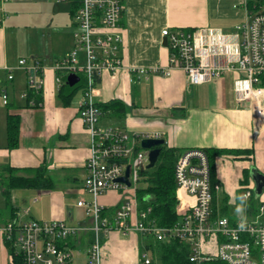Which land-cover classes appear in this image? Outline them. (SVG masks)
<instances>
[{
  "label": "crops",
  "instance_id": "1",
  "mask_svg": "<svg viewBox=\"0 0 264 264\" xmlns=\"http://www.w3.org/2000/svg\"><path fill=\"white\" fill-rule=\"evenodd\" d=\"M245 1L124 0L121 53L125 70L115 77L104 74L96 96L98 104L119 100L125 109L123 113L117 109L102 111V126L141 136L159 135L168 148L183 151L226 150L216 159V183L221 189L214 193L215 205L219 213L226 208L235 219L251 215L243 194L254 182L251 170H264V117L257 119L250 104L237 99L234 84L242 74L228 72L211 82L190 84L181 70H174L168 77L151 74L140 78L131 70L168 66L169 50L161 35L165 27L234 31L251 13ZM72 6L71 0H9L3 4L6 18L0 23V173L6 176V168H14L19 170L17 175L29 177L32 170L44 165L54 187L13 189L10 205L0 187L6 203L0 209V226L14 218L62 220L84 230L93 226L92 217L77 205L80 200H93L83 190L85 162L91 152V141L79 115L83 91L64 105L54 69L55 62L74 47ZM21 59L28 63L37 60L43 66L40 105H28L22 97L28 86L26 74L19 67ZM3 92L9 97L7 105L2 102ZM9 114L21 118L19 146L15 149L8 148ZM245 171L249 178L243 184ZM242 199L247 201L244 206ZM123 200L121 192L110 190L98 198V203L113 219ZM231 206L235 210L240 206L241 215L238 211L231 213ZM137 213L136 208L129 222L138 221ZM141 237L149 240L138 232L124 235L111 231L102 243V263L141 264L142 256L140 259L137 253ZM92 239L91 231H83L69 241L73 249L80 242L84 244L80 251L84 264ZM0 249V264H10V251L1 236Z\"/></svg>",
  "mask_w": 264,
  "mask_h": 264
},
{
  "label": "built area",
  "instance_id": "2",
  "mask_svg": "<svg viewBox=\"0 0 264 264\" xmlns=\"http://www.w3.org/2000/svg\"><path fill=\"white\" fill-rule=\"evenodd\" d=\"M7 1L0 0V23L6 18L3 4ZM249 1H245L246 7ZM124 11V0H81L73 16L74 47L54 66L58 90L70 75L78 76L77 84H83L79 115L91 141L83 190L93 200H80L77 205L92 217L93 226L84 230L62 220L11 219L0 226V236L10 251V264H14L15 255L22 264H71L74 249L69 241L83 231L93 233L87 264H103L102 243L113 230L124 235L138 232L156 242L178 239L187 244L191 264L209 261L264 264V204L250 216L235 219L214 215V193L221 186L212 183L209 160L202 149L186 150L176 165L179 222L170 228H160L144 221L151 209L139 210L137 190L141 172L149 164L150 152L141 148V140L149 136L102 126V110L96 102L103 75L115 77L125 70L121 53ZM161 35L167 39L168 66L132 68L131 72L138 78L151 74L168 77L174 70H181L190 84H203L236 71L242 74L234 84L237 99L248 102L257 119L264 117V0H251V13L230 33L211 27H165ZM19 67L26 74L28 86L22 97L27 99L29 92L41 94L44 87L41 62L28 63L21 59ZM8 79L12 80L13 76L9 74ZM1 98L4 105L9 103L6 92ZM30 104L36 106L34 101ZM127 168L130 186L118 181ZM110 190L124 196L113 219L106 216V208L98 203V198ZM253 197L249 188L243 194L247 201ZM136 208L138 221L133 224L129 220ZM153 261L146 252L142 255V264Z\"/></svg>",
  "mask_w": 264,
  "mask_h": 264
},
{
  "label": "trees",
  "instance_id": "3",
  "mask_svg": "<svg viewBox=\"0 0 264 264\" xmlns=\"http://www.w3.org/2000/svg\"><path fill=\"white\" fill-rule=\"evenodd\" d=\"M72 1V15L80 7L81 0ZM248 10L251 12V0L247 4ZM1 83V80H0ZM83 87L82 83L76 84L73 87L67 85V82L59 90V97L64 105H68L72 97ZM41 94L29 92L27 104L31 101L37 104L41 101ZM102 111L117 109L119 113L124 112V105L119 100H114L106 104H98ZM20 125L21 118L16 114H9L7 119V140L8 148L15 149L19 146L20 140ZM161 153L156 165L152 169H146L141 172V186L137 190V200L139 210L146 211L151 209L146 223H154L160 228H170L175 226L180 218L177 214V196H176V178L175 169L181 155L185 152L175 148H168L166 144L159 147ZM207 154L211 180L216 184V159L218 156L226 153V150L207 149L204 150ZM231 153V152H227ZM244 153H248L244 152ZM19 170L14 168H6L5 174L0 173V187L6 198L7 204L10 205V193L13 189L19 187L38 188V189H53V181L48 175L47 168L43 165L32 170V175L29 177L17 175ZM245 180L249 178L245 171ZM247 179V180H246ZM214 215L229 216L226 208H222L220 213L216 209L215 196L213 200ZM106 214V213H105ZM146 249L151 250L154 257L161 264H191L189 261V250L186 243L175 239L165 242H156L149 239L146 244ZM14 264H22L19 256L14 257ZM154 264V261L151 263ZM205 264H227L222 261H209Z\"/></svg>",
  "mask_w": 264,
  "mask_h": 264
},
{
  "label": "water",
  "instance_id": "4",
  "mask_svg": "<svg viewBox=\"0 0 264 264\" xmlns=\"http://www.w3.org/2000/svg\"><path fill=\"white\" fill-rule=\"evenodd\" d=\"M164 44L167 45V39H164ZM79 82V77L76 75H70L67 79V85L70 87L75 86ZM165 144V140L163 138L158 137H145L141 140V148L145 150H149V164L147 169H152L160 156L161 149L160 146ZM129 177V168H127L126 173L123 177L119 178L118 181L121 183L127 184L130 186V182L128 180ZM251 177L254 181V192L257 196H260L264 189V175L259 173L257 170H251Z\"/></svg>",
  "mask_w": 264,
  "mask_h": 264
},
{
  "label": "rangeland",
  "instance_id": "5",
  "mask_svg": "<svg viewBox=\"0 0 264 264\" xmlns=\"http://www.w3.org/2000/svg\"><path fill=\"white\" fill-rule=\"evenodd\" d=\"M78 94H80L79 91H78ZM259 173L264 175V170L262 172H259ZM140 182H141V180H140ZM140 186H141V183L139 184V187ZM251 189L253 190L254 197L248 202L250 204L249 206H250L251 212L253 211L256 214L258 211L259 205L264 204V189H263V192L260 196H257L254 192V182H252ZM220 199L222 200L221 196H220ZM246 202L247 201H244L242 199V206H244V204ZM5 205H6V203H5L4 199L0 196V209H3L5 207ZM235 209L236 208H232V206H231L230 207L231 213H235L236 211H238V213L241 215L242 211H241L240 206L237 207V210H235ZM147 242H148L147 239H143L141 237L138 244H137V253L139 254L140 259H141V256L146 252L154 260V264H161V262L154 257L152 251L146 249ZM83 245L84 244L82 242H80L77 245V247L73 250V257H72L73 264H84L85 263V261H83L82 256L80 255V251L83 249ZM0 259H3L2 249H0ZM141 262H142V260H141Z\"/></svg>",
  "mask_w": 264,
  "mask_h": 264
}]
</instances>
